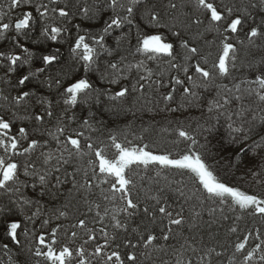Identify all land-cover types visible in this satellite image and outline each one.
Instances as JSON below:
<instances>
[{
    "label": "snow or ice",
    "instance_id": "6c2138e0",
    "mask_svg": "<svg viewBox=\"0 0 264 264\" xmlns=\"http://www.w3.org/2000/svg\"><path fill=\"white\" fill-rule=\"evenodd\" d=\"M193 5V14L181 11ZM22 6H26L22 15L15 20L9 18L12 10ZM27 8L34 9L35 14ZM160 8L166 11L162 13ZM257 8L264 11V0L241 3L236 0H181L179 4L177 0H166V3L154 0H92L91 3L75 0L72 3L66 0L63 5L60 0H10L8 11L0 4V39H8L7 34L13 32L11 41L14 49L19 50H0V71L3 72L0 77L3 85L0 87V198L8 201L7 204L0 202V217L4 218V235L10 241L0 244V253L7 258L6 261L0 259V264H145V261L155 264L153 252L163 254L160 264H225V261L227 264H264V228L242 227L241 224L251 217L258 218L264 225V54L247 65L254 78L233 82L232 87L217 83L236 70L241 52L252 54V49L261 48L258 41H264V18L256 24L251 11ZM167 14H171L170 21L164 19ZM137 16L156 31L153 34L142 32L134 23ZM74 17L82 21L98 19L103 26L91 32L82 29L81 23H73ZM249 20L252 24L244 31ZM37 25L41 40L33 43L70 41V55L82 66L84 76L73 78L65 85L64 79L70 75L72 66L59 68L55 76L50 74L49 70L60 62L59 48L41 54L40 66L32 69L36 54L22 44L20 38H27ZM124 25L137 30L134 54L147 60L168 58L165 62L171 71L167 84L163 76L146 67L143 60L133 65L126 63L127 57L121 56L119 60L101 63L102 57L112 56L114 51L107 45V38ZM193 26L197 31L191 39L186 38L185 32ZM163 28L177 38L178 44L166 40L159 31ZM241 32L243 39L239 38ZM207 34H214L213 39H204ZM129 35L122 33L115 37V50L129 39ZM201 40L203 45L199 43ZM24 65L28 66L27 73L17 76L13 83L12 75ZM133 68L138 74L135 83L129 76ZM141 71L144 74H139ZM89 72L99 73V79L110 84L129 81L128 86H121L108 95L117 112L121 110L120 102L133 93L138 94L136 100H143L145 106L163 103L161 111L171 113L199 106L201 90L206 92L212 88L215 95L206 102L208 115L204 123L197 122L192 129L190 124L185 126L178 122L173 129L177 134L174 147L179 148L183 143L184 148L175 154L170 150L154 152L148 143H142V135L135 137L140 144L129 140L122 132L111 130L107 142L99 136L94 139L93 134L101 132L94 114L89 111L87 116L78 117L71 111L78 104L89 106L94 94L97 100L100 95L107 94L93 85L87 76ZM32 81H36L39 88L49 91L55 88L59 99L54 101L37 91L22 90ZM160 88H167V91L161 92L158 100L149 98V89L159 92ZM57 105L62 106L58 114ZM37 107L40 111H36ZM124 110L131 111L130 108ZM221 118L227 129L221 149L232 152V167L237 171L244 167L240 179L250 177L262 191L244 190L221 177V160L210 154L207 146L208 138L216 131L212 121L215 119L219 123ZM26 122H31V126H26ZM198 135L204 137L205 143L200 142ZM109 150H112L111 156ZM74 161L83 164L69 172L66 166L73 165ZM150 166L156 168V177H160L163 170H175L181 178L169 180L165 174L164 187L157 188L154 195L145 192L141 199L139 193L143 188H138L136 177L139 169L148 171ZM78 176L81 179H77ZM66 183L71 185L66 189L67 195L61 190ZM29 186L38 190L41 197L49 196L53 201L63 197L66 203L49 209L39 199L24 195L23 190ZM96 188L111 208L106 205L102 208L100 203L89 200ZM166 189L183 198L184 204L178 210L168 203ZM74 194L88 205L87 213L93 211L94 204L92 224H99L98 229L89 227L87 213L85 218H77L70 229L53 223L69 216L68 209L76 198ZM184 205H188L187 215ZM13 207L19 210L22 218L12 213ZM204 211L208 213V220L203 219ZM140 212L150 224L159 221L163 225L159 236L148 224L132 226L130 221ZM185 228L190 235L184 234ZM203 228L209 230L212 240L224 229L229 242L217 241L209 245L202 238L198 240L196 233ZM61 234L73 243L77 239L81 242L76 247L61 243ZM172 239L176 246L158 243Z\"/></svg>",
    "mask_w": 264,
    "mask_h": 264
},
{
    "label": "trees",
    "instance_id": "16d2710c",
    "mask_svg": "<svg viewBox=\"0 0 264 264\" xmlns=\"http://www.w3.org/2000/svg\"><path fill=\"white\" fill-rule=\"evenodd\" d=\"M10 1L7 0H0V4L4 5V11H8L7 9V3ZM34 2H36L34 0ZM39 2V1H38ZM66 2V0H60L61 5H63ZM72 2H74L72 0ZM91 3L92 0H89ZM154 2L157 3H166V0H154ZM181 0H177V3L179 4ZM226 2H229V0H226ZM237 3L241 2H246V0H236ZM26 6H22L21 9H14L9 13V18L12 20H15L16 17L22 15V10H24ZM26 10H32L34 12V9L32 8H27ZM75 11V9H73ZM160 11L163 13L166 10L163 8H160ZM185 14H193L195 12L194 5L191 8H184L181 10ZM252 16L254 17L255 23L259 24L261 18H264V11H261L259 8L257 9H252ZM35 14V12H34ZM177 15H180V13H176ZM107 18V17H105ZM165 20L170 21L171 19V14L165 15ZM7 22V19L5 20ZM73 23H81V27L87 28L88 31L91 32H97L99 29L103 26L102 22L98 19L96 20H84L82 21L79 17H74L73 18ZM134 23L140 26V30L144 33L148 34H153L156 30L151 29L149 25L146 24L145 20L141 19L139 16H137L134 20ZM252 24V21L249 20L245 23L244 25V31H247L248 27ZM128 28H125L128 32L130 33L129 39L125 41L118 50H115L117 48L116 43H115V37L120 36L122 33H125V31H121V29H117L114 32H112L111 36L107 38V45L114 49L113 55L112 56H104L101 58V63L103 64L106 60H119L121 56L127 57L126 63H131L135 65L138 60H144V56L141 55V57H137L134 59V57H129L128 51L130 48H133V51H135V43H136V28L135 27H130L128 25ZM123 26V27H124ZM70 27V26H69ZM161 34H163L166 38V40H172V41H177V38L172 37L171 34L168 32V30H159ZM195 26L188 31L185 32V37L191 39L192 36L196 32ZM200 31H203V28L200 29ZM40 28L39 26H35L33 30L30 32L29 36L27 38L21 37L20 42L24 44L26 47H28L31 51H33L36 55L33 57L32 61V69L35 70L36 67L40 66V61H39V56L41 54H48L49 52L53 51L55 48L60 49V62L56 65L53 66L52 69L49 70L50 74L55 76L56 71L59 68H68L69 66H72L70 75L64 79L65 85L69 82V80L73 78H79L85 75L83 68L80 64H76L69 52V42H52V41H44L41 43H33V41L41 40L39 36ZM14 35L13 32H9L7 34L8 39H0V50H5V51H17L19 52L18 49H14L13 43L11 41V37ZM73 35L75 33L73 32ZM214 34H207L204 39L206 40H211L213 39ZM240 39L244 38L243 32L240 34ZM200 44L203 45V40L199 41ZM258 43L261 45L260 49H252V54H247L245 52H241V59L237 63V68L236 70L232 71V75L226 79H221L218 80L217 83L223 84L227 83L229 87H232L233 82H240L243 79H252L253 74L252 72L248 69L247 65L249 62H255L260 59V56L264 54V41H258ZM178 44V41H177ZM205 49H207V45H204ZM125 51V52H124ZM182 51V50H181ZM213 52L215 54V49H213ZM168 58L167 57H160L156 60H150L149 63H145V66L148 68H151L154 73H160L163 76L164 83H168V77L170 75V69L168 67V64L165 62ZM156 62V63H155ZM150 63H155V64H150ZM28 71V66L24 65L20 68H18L17 72L12 75V81L15 83L16 77L22 74H26ZM139 74H144L142 71ZM137 71L132 70L131 73H129V76L131 78V82L135 83L136 78H137ZM3 76V72L0 71V77ZM88 78L92 81L93 85L99 89L100 92L102 93H107L106 96L110 94H114L115 91L119 90L121 86H128L129 81L128 80H122L118 84H110L107 80H100L99 79V73L96 72H89L87 73ZM42 79L44 77H41ZM0 87H3L2 84H0ZM156 86L153 85V88ZM255 87V85H253ZM22 90H33L37 91L38 94H44L48 95L50 99H53L54 101L56 99H59V96L55 90V88L51 91H49L46 88H39L38 84L36 81H32L30 83H27L26 86ZM18 91V90H17ZM167 88H160L159 92L153 91V89H149L147 95L149 98H155L159 99L160 98V93L161 92H166ZM12 94L15 95L16 92L12 91ZM138 94L133 93L131 94V97L129 98L126 97L124 102H120L124 108H121L120 111H116L113 108V112L111 110H108V107L112 106L111 101L108 102L104 100L103 95L101 96V104H97L94 101L97 99L95 94L93 95L92 100L89 102V106L85 107L83 104H78V106L71 111L75 112L78 117H85L88 115V112L91 111L94 114L96 126L101 128V132L99 133H94L93 137L99 136L100 139L105 140L107 142V135L108 132L114 131V132H122L125 135L128 136L129 140H133L134 143L140 144L141 142L136 141L135 137L136 136H144V140L142 143H148L150 145V148L154 152H163L164 150H170L174 154L178 152L180 149L184 148V144L181 143L179 145V148L174 147L173 141L177 139V134L173 131L177 127L178 122H182L185 126L191 125L192 129L196 127L197 122L204 123V117L208 115L207 109H206V102L210 100L214 95H215V90L210 89V93L205 94L203 90H201V101L198 102L199 106H188L185 108L180 109L176 113H171L167 111H161V109L164 108V104L160 103L158 106L155 104L147 105V109H151L154 111L155 117L156 118H150V116L145 115L146 112L143 110L145 104L141 107L140 103L144 102L143 100L137 101L136 96ZM179 91L176 93L177 96V102L179 101ZM94 99V100H93ZM247 102V101H245ZM104 103V104H103ZM108 106V107H106ZM172 106H176L173 104ZM61 105H57L55 110L57 114L61 110ZM145 107V108H146ZM149 107V108H148ZM131 109V111H125L124 109ZM110 109V108H109ZM36 111H40L39 107L36 108ZM116 111V112H115ZM203 114V116H202ZM173 117H172V116ZM171 122V123H169ZM216 122L214 119L212 123ZM221 122V123H220ZM26 126H31V122H26ZM106 126V127H105ZM167 128L168 131L164 132L162 129ZM144 129H147L145 132ZM191 131V129H189ZM227 135V129L226 125L224 124L223 119L221 118L219 123H217L216 126V131L212 133V135L208 138L207 141V146L210 148L209 144L211 143V140L215 141L217 144V148L219 147L220 153H218L219 156H217V159L220 158L221 161L226 162L227 165H229L230 170L227 173L225 170V167L220 164L219 169L222 171L221 177L226 178L228 181L233 182L241 186L242 189L244 190H249L250 192H260L262 189L260 186L254 185V183L251 181L250 177H245L243 180L240 179L241 176H243L244 173V167L241 166L240 170L237 171L235 167H232V163L234 161L231 160L232 158V152L231 151H223L221 149V143H222V138L226 137ZM201 143H205V140L203 141L202 138L204 139L203 136H198L197 137ZM121 141H123L124 136L121 135L120 137ZM212 151V150H211ZM214 154V153H213ZM215 155V154H214ZM94 158V157H93ZM87 159V158H86ZM83 164V162H81ZM81 164H77L75 161L73 162V165L71 166H66L68 167V171L71 172L73 167L81 166ZM158 167V166H157ZM228 167V168H229ZM139 175L136 177L137 180V185L138 188L142 186L143 191H140L139 195L141 199L144 197V193L148 192L149 195H154L156 194V189L152 188V185H154L156 179L154 178L156 168H152L150 166V170L145 171L143 168L139 169ZM91 174V173H90ZM167 174L168 179L172 180L173 178L175 179H180L181 174L175 170H163L162 175L164 176ZM140 177H143L141 180ZM61 178L63 179V175H61ZM158 178V177H157ZM160 178V177H159ZM158 178V180H159ZM23 179V177H22ZM70 179V178H69ZM77 179H81L80 176L77 177ZM162 181V180H159ZM166 183V181H162ZM71 185L66 183L61 186V190L65 192V195H67L66 189L70 188ZM100 187L102 188H107V185H101ZM191 187V185H189ZM151 190L150 192L148 190ZM24 195L29 198V199H39L41 203L45 204L47 208L51 209L53 207H60L62 204L66 203L63 197L58 198L57 200L53 201L49 196H44L41 197L39 196L38 190L32 189L30 186L25 188L24 190ZM135 194V192H134ZM76 198L72 201V205L69 207V216L67 218H62L60 221H53V223H61L65 228L70 229V226L72 223L76 222L77 218H85V213H87V208L88 205H85L83 200L80 199V197L76 194H74ZM165 195L168 198V203L172 205L173 208H176L177 210L179 207L184 204L183 198H178V194L171 192L169 190H165ZM89 200L95 203H100L102 208L105 206L104 203H107L102 200L100 196V190L99 188L93 189V194L89 196ZM0 202L7 204V198H0ZM195 201H193L194 203ZM109 208L112 207V205H108ZM176 206V207H174ZM185 206V214H188V205ZM199 210V209H198ZM95 211L96 209L94 208L93 204V211L91 213H87L86 219L88 221L89 227H96L97 229L100 227L99 224L93 225L92 224V218L95 216ZM12 213L16 214L17 218H22V215L19 213V210L16 209L15 207L12 208ZM12 213L9 215L11 216ZM30 214V213H27ZM202 216L204 220H208L209 216L207 211L202 212ZM107 223V220L105 221ZM132 226L136 225H144L148 224L149 229L157 234L159 236L160 234V229L163 227L162 224L157 221L155 224H150L148 222V219L143 216V213L140 212L138 213L135 217L132 218L130 221ZM242 227L247 225L248 227H262L264 228V225L261 224L259 219L253 220L251 217L247 218L246 221L241 222ZM216 226H214L215 229ZM29 228H32V225L29 224ZM36 229L39 230V223L37 222L36 224ZM110 230V229H109ZM80 231V230H77ZM208 229L203 228L201 229L197 235V239H203V241L206 244L213 245L216 244L217 241L219 243H224L227 244L229 241L226 240L225 238V231L224 229H220L219 234L216 236L215 240L210 239L208 235ZM5 233V224H4V218L0 217V244L4 242H9L8 238L4 235ZM83 235V233H80ZM184 234L186 236L190 235L189 231L187 228L184 230ZM21 239L23 240V236H21ZM231 239H235V237H232ZM60 242L61 243H70L72 247H76L79 245L81 242L80 239H77L74 243L69 240V238L63 234L60 235ZM102 242V241H101ZM35 243V241H33ZM158 243L163 244L165 246H176V241L174 239L169 240V241H163L159 240ZM10 246H12L10 244ZM15 247L13 246V251H15ZM143 251V249H141ZM231 252V249L229 248V254ZM153 260L155 261V264H160V257L163 255L162 253L159 252H153ZM227 255V254H226ZM164 259H168L167 256H163ZM0 259H3L6 261V257H3V254L0 253ZM145 264H151L149 261H145ZM225 264L227 262L225 261Z\"/></svg>",
    "mask_w": 264,
    "mask_h": 264
},
{
    "label": "rangeland",
    "instance_id": "374dc122",
    "mask_svg": "<svg viewBox=\"0 0 264 264\" xmlns=\"http://www.w3.org/2000/svg\"><path fill=\"white\" fill-rule=\"evenodd\" d=\"M7 1H9V0H7ZM36 2H38L37 0H35ZM74 2H72V3H75V0H73ZM165 21H168V20H165ZM73 22V21H72ZM125 28H128L127 26H124V27H122V30L121 31H125V33H127L128 31L125 29ZM161 30H168L167 28H163V29H161ZM125 52V51H124ZM135 53V51H133V48H130V50L128 51V55H129V57H134V59L135 58H137V57H141V55H139V54H134ZM139 61H141V60H138L137 62H139ZM144 61V60H143ZM150 62V60H147V61H144V65H145V63H149ZM156 63V62H155ZM155 63H150V64H155ZM132 70H136L135 68H133ZM131 70V71H132ZM131 73V72H130ZM130 80H131V78H130ZM210 89L211 88H209L206 92L205 91H203L205 94H208V93H210ZM131 97V95L129 96V98ZM103 98H104V100H106V101H108V102H110L111 100H109V98L106 96V95H103ZM94 100V99H93ZM125 100H123V101H121V102H124ZM95 103H97V104H101V96H99V98H98V100L96 99L95 101H94ZM104 104V103H103ZM109 104H111L112 106H110V107H108V106H106V107H108V110H110V109H113L114 108V102L113 101H111V103H109ZM143 104H144V102H142V103H140V105H141V107L143 106ZM146 106H144V108H143V110L146 112V114L145 115H147V116H150V118L152 117V118H156L155 117V114L156 113H154V109L153 110H151V111H149L148 109H147V107L145 108ZM110 108V109H109ZM120 108H124V106L120 103ZM149 108V107H148ZM150 109V108H149ZM112 112H113V110H111ZM116 112V111H115ZM172 116V115H171ZM173 117V116H172ZM221 123V122H220ZM213 124H215L216 126H217V123H215V122H213ZM163 129H165V127L163 128ZM162 129V130H163ZM165 132V131H164ZM199 136V135H198ZM202 140L204 141V139L202 138ZM204 143V142H203ZM209 146H210V148H208V151H209V153L210 154H215V156L217 157V156H219L218 155V153H220V152H218L219 151V147L217 148V144H216V142L215 141H213V140H211V143L209 144ZM212 150V151H211ZM109 156H111V154H112V150H109ZM213 154V155H214ZM218 159H220V158H218ZM221 165H223L224 167H225V170H226V172L228 173L229 172V170H230V167H229V165H227L226 164V162H224V161H221ZM229 167V168H228ZM219 172H220V175H222L221 173H222V171H221V169H219ZM154 178L156 179V181H159V180H162V181H165L164 180V178H163V176H160V178H159V180H158V178L156 177V176H154ZM155 181V183H154V185H152V188H154V189H157V188H162V187H164V185H165V183L164 182H162V181H159V183H157ZM102 198V197H101ZM103 200V199H102ZM104 205H106L107 206V203H104ZM174 207H176V206H174Z\"/></svg>",
    "mask_w": 264,
    "mask_h": 264
},
{
    "label": "flooded vegetation",
    "instance_id": "af4514ba",
    "mask_svg": "<svg viewBox=\"0 0 264 264\" xmlns=\"http://www.w3.org/2000/svg\"><path fill=\"white\" fill-rule=\"evenodd\" d=\"M10 1V0H9ZM37 1H39V0H37Z\"/></svg>",
    "mask_w": 264,
    "mask_h": 264
}]
</instances>
